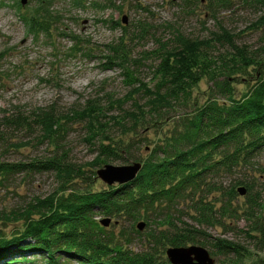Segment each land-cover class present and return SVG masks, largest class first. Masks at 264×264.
Masks as SVG:
<instances>
[{"label":"trees","instance_id":"obj_1","mask_svg":"<svg viewBox=\"0 0 264 264\" xmlns=\"http://www.w3.org/2000/svg\"><path fill=\"white\" fill-rule=\"evenodd\" d=\"M204 1L208 17L219 28L210 39H192L178 32L173 41H157V49L143 51L137 59L129 39L121 37L103 47V66L121 71L131 88L129 99L132 94L146 98L144 107L135 103L131 110L122 111L120 119L112 117L122 135L137 137V130L151 123L159 128L168 125L172 120L166 112L175 104H189L192 109L171 123L146 157L133 154L139 143L116 141L109 135L110 123L103 121L99 99L66 112L52 105L31 115L15 111L1 118L4 129L30 132L36 128L40 141H47L52 149L29 164L0 163V185L10 175L24 172L54 173L60 184L44 199L0 212V264H32L28 256H40L41 264H170L168 248L189 246L208 247L211 257L223 259L216 264H264L260 256L264 254V196L256 190L255 175H248L257 170L255 159L264 151V0ZM35 4L23 22L36 36L48 34L50 22L57 23L58 15L52 13L48 0H35ZM74 4L83 5L81 0ZM234 6L254 12L255 21L248 29L259 33L262 47L251 50L237 45L236 36L220 24L219 13ZM137 27L145 31L142 24ZM218 44L227 45V50H218ZM71 51H78L77 45ZM147 61L152 62L153 87L136 77ZM203 80L209 85L204 101L195 102L193 89ZM74 120L86 123L88 141L95 148L91 168L137 162L142 167L136 177L126 184L93 188L94 169L72 165L63 145L67 123ZM239 188L246 191L241 196L243 206L235 204L241 199ZM212 193L219 195L213 200L219 202L218 208L208 202ZM180 202L189 203L193 214L185 216L192 224L175 215L180 213L176 209ZM100 217L134 224L143 218L149 228L141 238L143 245L133 247V233L139 235L134 227V232L106 230ZM241 219L247 227L239 230L236 222ZM8 225L14 228L6 235L2 229ZM215 225L236 229L239 241L250 243L252 250L242 242L210 237L205 229Z\"/></svg>","mask_w":264,"mask_h":264},{"label":"rangeland","instance_id":"obj_2","mask_svg":"<svg viewBox=\"0 0 264 264\" xmlns=\"http://www.w3.org/2000/svg\"><path fill=\"white\" fill-rule=\"evenodd\" d=\"M48 1L51 3L52 13L58 15L59 20L57 23L50 22L48 34L36 36L28 32L23 22L24 14L35 8V0H25L24 5L21 4V0H0V120L15 111L31 115L36 109L52 105L64 112L74 108L81 109L88 101L99 99L100 106L104 109L103 121L110 123L109 128L107 127L109 135L116 141L131 140L136 144L139 143L133 154L141 158L146 157L151 145L167 133L166 129L172 125L171 123L180 121V118L188 115L192 109L189 104L187 106L175 104L173 110L166 112L168 114L165 117L172 120L168 125L159 128L156 123H151L147 128L145 126L143 129H138L137 137L131 133L122 135L124 132L112 123V117L120 119L122 111L131 110L135 103L144 107L146 98L142 94H132V98L129 99L131 88L124 83L121 71L109 70L103 66L105 63L102 60L103 47L121 37L124 40L129 39L133 58L137 59L139 53L157 49V41H173L178 32L192 39H210L212 34L219 33V28L216 21L208 17L205 1L81 0L82 6L74 4L75 1L80 0ZM123 19L126 24L122 23ZM218 19L226 30L236 36L237 45H246L251 50L262 47L259 33L248 29L255 21L252 10L234 6L229 11H221ZM138 24H142L146 32L138 30ZM123 27L129 32L128 36L125 35ZM76 45L78 51H71ZM227 48L225 44L217 45L220 51ZM136 75L149 87L154 86L152 62H142ZM208 87L206 81H201L193 89V100L202 103ZM111 101L113 103H110ZM0 135L2 138L0 163L29 164L41 160L47 155L48 150L52 149L47 141H40L36 128L25 132L12 131L0 126ZM88 139L85 122L74 120L67 123V134L63 141L68 151L67 157L72 165L84 171L94 169L89 165L96 157L93 153L95 148ZM94 142L98 143V139ZM131 164L133 163L110 162L106 165L122 167ZM255 164L257 170L248 175L252 177L255 175L256 190L261 191L263 197L264 151L256 157ZM104 166L96 167L95 173ZM76 183H73L74 187ZM224 183L229 184V180H224ZM59 184V178L54 173L12 174L0 185V212L18 210L36 199H44L53 194ZM92 184L95 189L107 186L97 175ZM216 198L218 199L219 195L212 193L208 197V202L218 208L219 202H213ZM240 198L236 205L243 204L244 197L240 196ZM188 205V202H180L176 207L180 213L175 215L182 217L184 222L192 224L185 216L188 213L193 214L188 209ZM139 223H144L141 231L136 228ZM225 223L228 224V221ZM236 225L239 230L247 227V223L242 219L236 222ZM12 227L8 225L2 230L7 235L13 230ZM133 227L139 235L132 230ZM121 228L134 232L133 247L140 249L143 245L141 238L149 230L146 221L141 218L134 224L132 221L111 219L110 225L105 227L106 230L114 232ZM205 230L212 238L222 237L235 242L241 240L236 229L231 231L229 228L215 225ZM241 242L252 250L250 243ZM206 249L210 252L208 247ZM27 258L34 260L32 264H41L40 256L37 257L38 259H33L31 256ZM212 258L215 264L223 261L220 257Z\"/></svg>","mask_w":264,"mask_h":264},{"label":"water","instance_id":"obj_3","mask_svg":"<svg viewBox=\"0 0 264 264\" xmlns=\"http://www.w3.org/2000/svg\"><path fill=\"white\" fill-rule=\"evenodd\" d=\"M21 4H25V0H21ZM126 24L125 19L122 20ZM141 163H133L129 166L115 167L105 165L96 172L97 177L107 186L122 185L132 181L141 170ZM238 193L244 196L246 191L244 188H239ZM111 223L110 218H104L100 221L103 227H108ZM144 223H139L136 228L143 230ZM166 257L170 264H215L214 259L209 252L200 246L168 248Z\"/></svg>","mask_w":264,"mask_h":264}]
</instances>
